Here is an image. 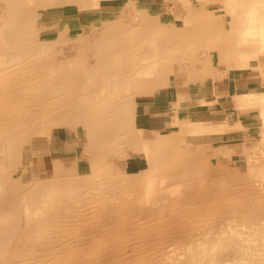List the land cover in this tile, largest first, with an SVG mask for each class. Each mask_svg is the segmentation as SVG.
Masks as SVG:
<instances>
[{"label":"bare ground","instance_id":"6f19581e","mask_svg":"<svg viewBox=\"0 0 264 264\" xmlns=\"http://www.w3.org/2000/svg\"><path fill=\"white\" fill-rule=\"evenodd\" d=\"M101 1L0 0L5 3L0 5V264H264V216L259 218L264 215V201L258 190L229 195L223 191L224 182L211 179L209 187L201 186V174L192 172L164 178L166 172L217 154L195 151L181 138L172 144L169 138L176 141L178 135L157 136L135 127L134 102L139 84L189 86L213 77L209 67L213 53L229 59L244 49V61L256 59L264 49V22L253 27L259 42L231 36L237 34L238 25L227 30L218 23L221 15L203 14L193 7L186 12L196 21L193 30L201 34L200 41L189 40L183 30L153 17L142 23L137 17L119 16L98 25V34L83 30L72 37V30L66 31L72 39L63 42L58 41L61 35L55 26L32 29L42 19L40 10L66 4L86 9ZM51 34L53 38H47ZM169 38V47L159 43ZM251 47L257 50L251 53ZM202 50L206 59L201 58ZM263 94L240 106L264 108ZM213 101L201 103L214 107ZM263 113L264 109L261 117ZM174 124L183 137L234 130L227 124L190 122L189 115L180 114ZM52 129L68 133L82 129L85 150L91 153L90 174L67 175L57 168L54 178L42 180L27 171L38 165V159H31L32 146L50 140ZM127 144L131 145L127 154L145 155L147 168L136 173L127 170L130 177L120 178L104 161L127 156L122 152ZM261 163L264 166V160ZM260 170L264 172V167ZM194 181L201 190L198 200H193ZM207 190L212 192L209 198ZM233 201L248 222L214 221V228L202 234L200 242L177 249L163 246L161 240L168 232L161 231L162 225H184L185 219L199 212L207 221L212 205L217 208ZM105 218L111 222L104 223ZM210 223L208 219L202 225ZM135 234L143 236L136 243Z\"/></svg>","mask_w":264,"mask_h":264},{"label":"rangeland","instance_id":"374dc122","mask_svg":"<svg viewBox=\"0 0 264 264\" xmlns=\"http://www.w3.org/2000/svg\"><path fill=\"white\" fill-rule=\"evenodd\" d=\"M101 2L102 3L99 6L86 9H78V7L74 4H66L60 7L56 6L53 8L40 10L39 14L42 15V19L39 23L33 24L32 29L38 30L45 26H55L61 35L59 36L58 41L63 42L71 40V36L75 37L76 35L81 34L83 30H88L90 35L98 34L99 30L101 29L98 27V25L102 27L104 22L113 21L119 16L125 19L130 18L131 20L137 17L138 22L141 21L142 23L149 21V18L153 17L156 18L162 25H168L172 28L174 27V29L183 30L185 32L184 35L189 40L200 41L202 38L201 34L193 30L195 26L197 27L196 21L192 19L193 17L186 12L191 7H193L192 9H199L203 14L206 11L208 15L211 16L221 15L223 18L220 19L218 23L220 26L224 25L227 30H229V28L233 30L235 24L238 25L239 30H237V34L233 32V35L231 36H237V39L242 37L251 41H258V39H256L258 38V34L255 33L256 29H253V27L264 22V0H214V2H207L204 0H102ZM134 3L139 7H134ZM0 5L5 6V3ZM226 6L228 7L226 8ZM140 7L142 10H140ZM187 22L189 23L187 24ZM241 22L243 23L241 24ZM70 30H72V35H66L65 32H69ZM53 36L54 35L51 34L48 35L47 38H53ZM159 43L163 47H169L172 45V40L170 38L162 39L159 40ZM255 50L257 49L251 47V53H254ZM262 51L257 52L258 56L256 59L251 58L248 59V61H244L243 59V54L245 53L244 49L243 52L237 51L238 54L235 53V56L229 59H219L217 58L216 53H213L212 62L209 60L211 73L213 75L214 68L218 65H222V67L226 68L227 70L248 67L250 64L257 65L261 63L264 66V52ZM200 53L201 58L203 59L207 56V52L204 50H202ZM209 78L212 77H204L198 83L193 81L189 86L179 82H171L170 85L166 87L155 86L158 92L160 91L164 95L167 94L172 98L168 103L154 101V99L151 101L144 100L145 95H152L150 92H152V88L154 86L151 84L147 85L148 83L136 85L134 89V102L136 100L137 105V111L135 112L137 123L135 119V127L150 131L164 132L152 133L157 136L165 133L168 135L174 134V136L178 135L179 138L176 141H172L171 137L169 138V141L174 144L179 142L181 139L186 140V142L188 141V144L191 145L195 151H199L200 153L205 152L206 154L216 153L218 155L209 156L208 159L196 161L190 166L188 165L179 167L172 171L166 172L163 174L164 178H172L175 175H186L190 174L191 172L195 174H201V179H198L202 181L201 186H206L207 181H210L211 179L219 180L225 183V185H223L224 183L221 185L223 186V191L228 192L229 195H233L234 191L236 195H241L247 193L248 190H250L251 194L255 192L254 190H258L257 196H261V199L264 201V176H261V174L263 175L264 172L261 173L260 170L264 167L261 163V161L264 160V144L262 143V135H264V113L262 117L260 114L264 108L259 107L260 110L257 108H237L234 106V104L230 105L228 103L229 105L225 106L224 104L226 103L222 102V107L220 105H214L213 107V104H211L212 110L208 114H198L197 112L204 110L205 107L197 105L196 102L192 105L189 102V93L190 91H199L205 84L211 85V80H207ZM146 85L150 86L149 89L151 91H146L144 94H142L140 90ZM155 87L154 90H156ZM262 96H264V94ZM203 99L211 100L207 98ZM179 114L189 115L190 122L210 121L214 124V126L216 125L217 127L222 124H227L228 126L234 127V130L206 134L203 137H191L189 135L183 137V135H180L179 133L178 126L174 124V119ZM205 124V122L201 123L203 126ZM82 135V129L79 133H77L75 130L70 131L69 133L63 129L50 130V140L47 139L41 142H36L32 146L30 151L31 159L34 161L35 159H38V165L36 167H30L27 171L32 175H35L36 178L42 180L46 179L47 177V179L54 178L56 174L55 170H58L57 168H62V171L67 175L90 174L92 170L91 153L90 151L85 150V142H83L84 135ZM130 146V144L125 145L122 152L126 154L130 153ZM121 155L114 157L109 156L104 161L106 165L111 167L112 170H110L114 175H117L120 178H123L124 176L130 177V172L136 173L147 168V161L144 154H127V156L125 154ZM258 174H260V177H258ZM194 183L196 189L193 191V200H196V198L198 200L201 196V190H199L197 187V182L194 181ZM209 184L211 183H207V187H209ZM255 187H257V189ZM252 188H254V190H252ZM207 191L208 192H205V197L209 198L212 196V192L209 190ZM222 195L223 194H221V196ZM225 195H227V193H225ZM235 201L231 203L219 204L217 205V208L215 204L212 205L215 208H212L213 210H211L210 214L209 212H206L207 216L211 217H206L207 221H203L202 218H200L199 212V214L190 215V217L185 219V224L183 223L184 225L177 226L176 224V226H173L172 228L170 226L168 227L167 225H162V229L160 228L161 231L168 232V234L165 233L167 234L165 239L163 238L161 240L165 243L163 246L169 247L172 245L170 247L177 249L179 248V245L185 243L189 244L193 241H195V243L196 241L200 242L204 239V237L200 238L202 234H206L210 228H214L213 224L215 225V223L217 224L218 222H228V220L230 222H248L244 216L242 217V215H239L237 212V204ZM120 212L122 213V211ZM121 215L125 217V214ZM263 216L264 215L262 213L259 214V218ZM213 217L217 218L214 219ZM208 219L213 223L205 226L202 225L203 222H208ZM109 222H111V220L105 218L104 223ZM164 222L166 221L164 220L162 224H164ZM190 222L193 223L191 224ZM128 231L129 230L127 228L126 232L130 233ZM172 231H175L176 233ZM170 232L174 234V236ZM196 232L198 233L195 234ZM151 233L152 231L145 234L144 237L151 235ZM139 235L140 234L134 235V239H132L134 243L143 238V236L139 238ZM182 235L184 237H181ZM192 235H194V237ZM190 236H192V238ZM239 259L240 257L235 258L236 261L240 262ZM259 260H261V258H259Z\"/></svg>","mask_w":264,"mask_h":264},{"label":"crops","instance_id":"0c3cea01","mask_svg":"<svg viewBox=\"0 0 264 264\" xmlns=\"http://www.w3.org/2000/svg\"><path fill=\"white\" fill-rule=\"evenodd\" d=\"M207 2H212L214 0H204ZM174 28V27H173ZM219 61V60H218ZM211 80V85L205 84L199 91H190L189 102L193 105L195 102L197 105L205 107L204 110L198 111V114H208L212 109L208 104H202L201 100L203 98L211 99L208 101H213L214 105L223 106L222 102L226 105H233L237 108H257L259 106H240V102L249 101L254 97V95H261L264 92V66L263 64L257 65H248V67L239 68V69H226L222 65H218L214 68L213 77L207 79ZM207 81V82H208ZM150 86H143L140 90L142 94L146 91H151ZM155 87V86H154ZM156 89V87H155ZM152 95H145L144 100L161 101L168 103L172 98L158 92L157 89L152 88ZM163 94V95H161ZM165 96V97H164ZM254 100V99H253ZM229 103V104H228ZM231 107V106H229ZM260 110V109H259ZM137 123V118H136ZM138 126V125H137ZM234 128V127H233ZM143 129V128H141ZM160 132L162 131H152ZM168 132V131H166Z\"/></svg>","mask_w":264,"mask_h":264}]
</instances>
